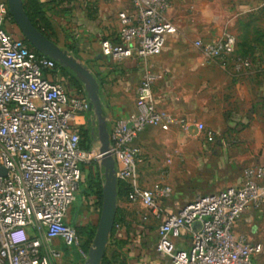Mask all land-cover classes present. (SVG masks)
I'll return each instance as SVG.
<instances>
[{"label": "built area", "instance_id": "2783aa9c", "mask_svg": "<svg viewBox=\"0 0 264 264\" xmlns=\"http://www.w3.org/2000/svg\"><path fill=\"white\" fill-rule=\"evenodd\" d=\"M169 8L168 0H128L117 13L116 41L101 40V55L122 61L160 54L176 31L167 17ZM11 19L6 0H0V264H54V240L78 246L67 215L82 176L80 166L99 161L100 155L98 148L88 153L80 147L76 116L89 111L87 97H70L61 84L48 79L54 62L35 55L22 38L7 31ZM193 45L205 62L224 64L234 57L246 70H259L235 56L236 39L228 31ZM157 78V73L143 71L136 112L115 120L108 131L116 180L129 186L130 203L156 216L158 203L168 200L172 190L139 185L141 150L134 141L147 128L167 132L189 122L155 107L151 86ZM197 129L213 142L212 132L200 124ZM263 207L264 165L251 164L240 185L200 195L167 215L157 228L155 252L170 264H256L264 245L250 242L235 228L245 212ZM182 231L191 233L186 249L174 242Z\"/></svg>", "mask_w": 264, "mask_h": 264}, {"label": "crops", "instance_id": "0c3cea01", "mask_svg": "<svg viewBox=\"0 0 264 264\" xmlns=\"http://www.w3.org/2000/svg\"><path fill=\"white\" fill-rule=\"evenodd\" d=\"M39 1L47 2L46 14L55 34L54 43L77 58L96 79L108 131L115 120L136 112V89L144 70H151L159 75L151 86L155 107L189 121L186 127H174L167 132L147 128L135 139L134 145L141 150L139 185L143 189H152L153 185L162 183L172 189V195L168 200L158 203L160 213L156 216L151 209L130 203L127 195L117 190L118 224L114 236L108 240L104 255V264H170L155 252L159 224L184 204L205 195L200 194L202 191L192 193L187 180L186 185L179 191L173 181L176 166H180L183 161L186 164V158L191 155L199 156L198 151H202L205 137L197 129V125L200 124L213 133L214 144L220 145V149L229 146L228 140L239 141L247 138L258 139L255 149H264V26H260L264 23V0H241L240 3L230 6L231 8H223L225 17L228 18L226 26L230 27L236 17L242 16L243 29L248 31L245 33L246 42L253 48L252 55L261 62L259 70H212V64L206 68L198 66V60L194 58L199 56L193 50L190 49L187 52L189 54L180 52L179 55L170 49V43L175 42V37L167 39L164 50L158 55L144 60L130 58L112 61L101 55L100 42L104 39L116 41L119 29L117 13L126 9L128 0ZM172 11L170 5L167 17L175 25L171 19ZM56 12H61V17L56 16ZM256 24L258 26L254 28ZM8 27L12 29V25L9 24ZM208 30L213 35L206 30L202 34L209 36L201 41H214L221 35L218 26ZM255 33L258 36V46L253 44ZM234 35L237 50L239 39L235 33ZM176 58H180L182 62L176 63ZM184 61H188L189 65H185ZM47 77L52 82L61 83L58 81L62 79L59 75L48 73ZM67 93L70 97L80 94L86 96L83 85L80 90L68 88ZM92 116L89 111L78 114L76 122L79 129L88 123L92 126ZM199 162L196 161L199 167L197 170L202 166L206 169L207 164ZM252 164L259 165L255 161ZM163 169L169 170V176H161L160 171ZM209 179L211 177L200 173L195 178L197 183L205 180L207 182ZM240 181H234V185L230 187L240 185ZM88 200L93 205L95 215L98 214L99 217L100 206L96 198L92 195ZM82 204H85L84 201ZM67 222L70 225L68 217ZM192 229L197 230V226ZM235 231L250 242L264 245V207L245 212ZM190 236V232L182 231L180 237L174 241L175 246L186 249ZM52 246L58 253L53 260L54 264H85L87 253L79 246L66 247L60 240H54ZM261 256L256 259V264H260Z\"/></svg>", "mask_w": 264, "mask_h": 264}, {"label": "rangeland", "instance_id": "374dc122", "mask_svg": "<svg viewBox=\"0 0 264 264\" xmlns=\"http://www.w3.org/2000/svg\"><path fill=\"white\" fill-rule=\"evenodd\" d=\"M168 2L173 10L171 19L175 22L176 29L174 35L170 36L175 37V39L173 38L175 42L170 43V49L172 51H175L174 53L180 55V52L187 53L191 49L198 54L197 56H199L198 58H194L198 60V66L206 68L210 64H212V66H210L213 67L212 70H246L245 68L241 67L235 59H233L234 57L224 64L219 62H205L199 52L194 48L193 44L195 41L207 38L206 36L208 34L213 35V32H210L208 29L212 27L217 28L218 26L221 34L222 32L228 30V32L233 36H235L234 33L237 35L239 39V42L237 44L239 45V47L243 50H249V54L246 56L245 60L249 63L250 68H257V61H260V59L252 55L253 49L249 45V43L246 42L247 39L245 37L247 35L245 33H248V31L243 29L242 16L236 17L232 21L230 27L226 26L228 18L226 19L225 17L226 13L223 10L224 6H229V8H231L230 6L236 3H240L241 0H168ZM60 13L61 12H56V16L61 17ZM196 21H198V24H196ZM208 21H210V24H208ZM10 25H12V29L8 27L9 24L5 26V29L9 31L13 36L22 38L14 22H12V24ZM257 26L258 25L256 24L254 28ZM260 26L261 28H263L264 23H261ZM206 30L209 31V33L207 35L202 34V32ZM255 35H253L255 38L253 44L258 46V36L256 35V38ZM235 56H238L236 52ZM174 61L176 63L182 62L180 58H176ZM197 63L194 64L197 65ZM184 64L189 65V62L184 61ZM51 72L52 71H50V73ZM58 81L61 82L60 84L65 88L66 91H68V88H74L69 85L67 79L62 78L61 80L58 79ZM89 112H91V110H89ZM91 123L92 126H90L89 123L88 128L93 127V131L95 132V139L97 140L96 122L93 116L91 118ZM205 141L206 139L203 141L204 143L202 142V151H198L199 156L191 155L189 158H186V164L183 161L180 166H176V170L173 173V181L177 185V189L179 191L183 189L182 186L186 185L185 180H187L188 185L190 186L188 188L192 193L194 191H202L200 192V194L218 192L234 185V181L241 180L240 182L242 183L244 170L247 166L251 165L252 162L255 161L259 165H264V149H255V143L257 144L259 142L258 139L252 140L250 138H247L239 141L237 139L228 140L229 146L225 149H220V145L216 146L214 144L215 140H213L211 144ZM90 143L91 142H87L85 139L82 142L84 146H86V144H89L90 148L87 151L88 153H91L95 148H98V141L93 142V144ZM238 144H240L242 147H240V145L238 146ZM196 161H200V164H202V162H205L207 164L206 169H204V166L201 165L202 168L200 167V170L198 171L197 169L199 167H197L198 165H196ZM80 168L81 170L83 169L82 176L78 183V189L75 192V201L71 205L67 215V217L69 218L70 226L74 229L77 235L79 247L85 239V237L80 234V231L88 227L95 233L98 222V214L95 215L93 211V205H90L88 203V198L92 195L87 186V172L91 171L93 174H96V172L98 171L100 178L103 177V170L99 166L98 161L94 159H91L85 165H81ZM182 168H188V170H182ZM160 173L163 178L169 176V170L166 171L165 169H163L162 171H160ZM199 173L203 176L211 177V179L207 180V182L205 180L201 183H197L195 178H197ZM160 185L164 184L158 183L153 186L157 187ZM83 201L85 204H82ZM260 264H264V255L260 257Z\"/></svg>", "mask_w": 264, "mask_h": 264}, {"label": "water", "instance_id": "95a60500", "mask_svg": "<svg viewBox=\"0 0 264 264\" xmlns=\"http://www.w3.org/2000/svg\"><path fill=\"white\" fill-rule=\"evenodd\" d=\"M6 2L9 15L22 39L39 54L73 73L83 85L89 101V110H91L96 122L98 153L100 155L98 164L103 170L104 180L98 222L85 264H101L114 228L118 181L115 177V161L109 151V132L99 98V85L91 72L77 58L67 50L59 48L33 26L24 11L23 0H6Z\"/></svg>", "mask_w": 264, "mask_h": 264}, {"label": "trees", "instance_id": "16d2710c", "mask_svg": "<svg viewBox=\"0 0 264 264\" xmlns=\"http://www.w3.org/2000/svg\"><path fill=\"white\" fill-rule=\"evenodd\" d=\"M52 2L55 0H51ZM45 4L47 2H40L39 0H23V7L24 11L30 20V22L33 24V26L41 32L47 39L54 42L55 34L51 27L49 18L46 14V8ZM12 20V19H11ZM13 22V20H12ZM24 44L31 52H33L37 56H41L37 51H35L25 40ZM264 46V44H263ZM253 49V48H252ZM249 50H243L239 46H237L236 54L241 57L242 59H246V56L248 55ZM260 61H257V68H260ZM54 69L52 70V75H59L63 79H67V82L71 87H74L76 89H82V84L75 78L73 73H71L68 69L64 68L63 66H60L56 63H54ZM89 123L80 129V147L84 151H88L90 146L89 144H86L84 146L82 144L83 140L85 139L87 142H91L90 144H93V142H97L95 139V132L93 131V127H89ZM96 166V164H95ZM83 170V169H82ZM97 171V169H96ZM87 186L88 189L91 191V195H93L98 205H101V190H102V181L103 177L100 178L99 172L97 171L96 174H93L91 171L87 172ZM117 190L119 193H124L128 195V192L130 191V188L128 185L118 182ZM116 224H118V218H115L114 228L112 231V234L110 236V239L114 236V230L116 227ZM80 234L85 237L84 241L80 245V248L87 253L88 249L90 248L94 232L90 230V228L86 227L82 231H80ZM106 262V256L103 257L102 264Z\"/></svg>", "mask_w": 264, "mask_h": 264}]
</instances>
